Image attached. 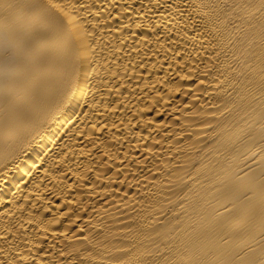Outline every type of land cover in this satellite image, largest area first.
<instances>
[{"label": "bare ground", "instance_id": "6f19581e", "mask_svg": "<svg viewBox=\"0 0 264 264\" xmlns=\"http://www.w3.org/2000/svg\"><path fill=\"white\" fill-rule=\"evenodd\" d=\"M0 264H264V0H0Z\"/></svg>", "mask_w": 264, "mask_h": 264}]
</instances>
